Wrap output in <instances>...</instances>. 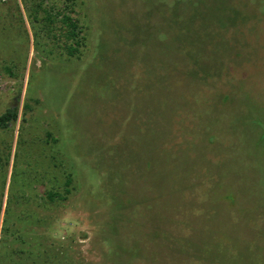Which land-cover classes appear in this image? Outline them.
<instances>
[{"label":"rangeland","instance_id":"1","mask_svg":"<svg viewBox=\"0 0 264 264\" xmlns=\"http://www.w3.org/2000/svg\"><path fill=\"white\" fill-rule=\"evenodd\" d=\"M0 29V264H264V0H0Z\"/></svg>","mask_w":264,"mask_h":264},{"label":"trees","instance_id":"2","mask_svg":"<svg viewBox=\"0 0 264 264\" xmlns=\"http://www.w3.org/2000/svg\"><path fill=\"white\" fill-rule=\"evenodd\" d=\"M24 2H27V0H23ZM49 11L43 9L42 4H37L34 7H30V9L28 10V16L29 19L31 21V25L33 27V24H35V22H38V18L41 14L44 15L43 17V24L44 26H46V24H50L53 25V23L55 22L54 18L51 17V15H49L48 13ZM61 24L67 29V34H66V44L64 45V50L66 52V55L68 57H74L75 55L78 56L79 55V49L82 46L81 42H82V38H81V29L78 26L77 22L70 16V15H62L61 19ZM0 35L3 31V29H0ZM17 120V113L15 110H7L5 111L2 115H0V128H7L8 124L10 122L16 121ZM50 136V135H48ZM9 157H10V153H8V155L6 156L5 159V164H8L9 162ZM2 166V157L0 154V167ZM16 167V166H15ZM72 182L71 179V174L70 173H65V185L66 187H68ZM4 187H5V182L2 184L1 188H0V211H1V207H2V199L4 196ZM67 189V188H66ZM66 193H68V189L65 191ZM11 196V194H8V196ZM47 199L52 202L54 200V198H61L60 195H57V193H47ZM63 197V196H62ZM11 199L9 198V200H7V205L5 207V214H9L7 213L8 210V205H9V201ZM21 221V219H20ZM19 222V220H17V223ZM9 224V221H7V219H4V225L1 228V232H2V239L5 236V233H8V228L6 225ZM14 225H16V221L13 222ZM19 231L22 230V228L18 229ZM22 233V234H21ZM25 233V232H24ZM22 231L20 232L19 238L18 240H21L24 238ZM34 240V239H33ZM22 241V240H21Z\"/></svg>","mask_w":264,"mask_h":264}]
</instances>
